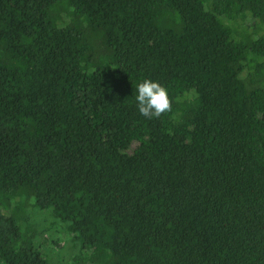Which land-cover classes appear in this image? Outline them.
Listing matches in <instances>:
<instances>
[{"label":"trees","instance_id":"obj_1","mask_svg":"<svg viewBox=\"0 0 264 264\" xmlns=\"http://www.w3.org/2000/svg\"><path fill=\"white\" fill-rule=\"evenodd\" d=\"M46 216L55 264H264V0H0V264Z\"/></svg>","mask_w":264,"mask_h":264},{"label":"clouds","instance_id":"obj_2","mask_svg":"<svg viewBox=\"0 0 264 264\" xmlns=\"http://www.w3.org/2000/svg\"><path fill=\"white\" fill-rule=\"evenodd\" d=\"M135 102L138 113L147 119L159 118L172 111L168 90L151 79H144L137 84Z\"/></svg>","mask_w":264,"mask_h":264},{"label":"rangeland","instance_id":"obj_3","mask_svg":"<svg viewBox=\"0 0 264 264\" xmlns=\"http://www.w3.org/2000/svg\"><path fill=\"white\" fill-rule=\"evenodd\" d=\"M47 213H49V211H47ZM43 214L45 215L46 213L44 212L41 214L42 218L44 216ZM44 220L48 222L46 227L49 231H45L40 240L43 245L39 249L42 256L54 264L63 262L64 259L68 260L70 258L69 254L73 249V243L70 238L65 235L66 231L64 225L59 223L51 225L52 218L49 216H46Z\"/></svg>","mask_w":264,"mask_h":264}]
</instances>
